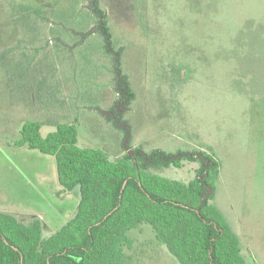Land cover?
Returning a JSON list of instances; mask_svg holds the SVG:
<instances>
[{
	"label": "rangeland",
	"instance_id": "1",
	"mask_svg": "<svg viewBox=\"0 0 264 264\" xmlns=\"http://www.w3.org/2000/svg\"><path fill=\"white\" fill-rule=\"evenodd\" d=\"M14 2L0 0V212L41 219L44 239L74 218L80 190L61 186L56 159L14 146L28 119L43 137L74 123L80 147L184 184L210 155L211 204L264 264V0H101L108 45L89 0ZM18 20L29 33L11 34ZM128 236L126 264H180L152 226Z\"/></svg>",
	"mask_w": 264,
	"mask_h": 264
},
{
	"label": "trees",
	"instance_id": "2",
	"mask_svg": "<svg viewBox=\"0 0 264 264\" xmlns=\"http://www.w3.org/2000/svg\"><path fill=\"white\" fill-rule=\"evenodd\" d=\"M89 3L108 45L101 0ZM15 32L29 33L22 20L13 26ZM116 70L120 75L119 65ZM121 81L125 98L133 96L126 78ZM14 146L54 157L61 186L79 188L80 201L74 218L48 239L41 219L26 223L0 212V264H126V250L132 247L128 232L143 224L153 227L156 239L180 264H248L239 236L211 204L221 171L210 155L203 153L197 178L184 184L149 171L139 156L111 160L101 149L80 147L74 123H61L43 137L41 123L26 121ZM158 164L181 168L183 160L158 158Z\"/></svg>",
	"mask_w": 264,
	"mask_h": 264
},
{
	"label": "crops",
	"instance_id": "3",
	"mask_svg": "<svg viewBox=\"0 0 264 264\" xmlns=\"http://www.w3.org/2000/svg\"><path fill=\"white\" fill-rule=\"evenodd\" d=\"M9 106H11L10 105V103H9V105H6V108H8ZM9 109V111L11 112V114L13 115V112L15 113V111L14 110H12L11 108H8ZM28 121H35V122H39L40 123V121L39 120H32V119H28ZM236 232V231H235ZM244 233L245 234H249V236L251 235V233H248V231H247V227H245L244 228ZM236 234H237V232H236ZM238 236H239V238H240V235L239 234H237ZM251 239V238H250ZM240 241H241V238H240ZM241 248H242V244H241ZM243 251V250H242Z\"/></svg>",
	"mask_w": 264,
	"mask_h": 264
},
{
	"label": "water",
	"instance_id": "4",
	"mask_svg": "<svg viewBox=\"0 0 264 264\" xmlns=\"http://www.w3.org/2000/svg\"><path fill=\"white\" fill-rule=\"evenodd\" d=\"M212 193V190L210 189L209 191H208V194L210 195Z\"/></svg>",
	"mask_w": 264,
	"mask_h": 264
}]
</instances>
